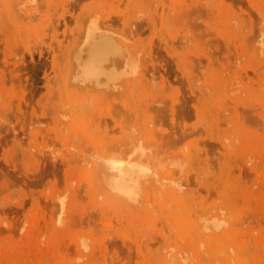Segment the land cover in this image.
Wrapping results in <instances>:
<instances>
[{
  "label": "rangeland",
  "instance_id": "obj_1",
  "mask_svg": "<svg viewBox=\"0 0 264 264\" xmlns=\"http://www.w3.org/2000/svg\"><path fill=\"white\" fill-rule=\"evenodd\" d=\"M9 1L0 0V264H86V262L87 264H162L159 257L157 260L154 259V253H158L163 244L178 247L179 244H185L192 238L195 239L196 246L203 241L205 244L203 246L206 248V238L195 232L197 228L193 226L194 222H189L186 212L189 210L195 212L196 208L197 210L212 209L214 206L212 210L215 212L217 210V214L220 212L217 217L219 216L222 221L226 220L225 232L217 236L214 249L210 246V252L206 254L204 250L198 259L185 264H264V117H262L264 116V57H262L264 51H261L264 50V43L261 44L259 53L256 51L258 55L262 52L258 58L257 53L255 54L250 48L251 43H247L250 41L245 39L247 37L245 35L248 34L249 37L251 33L249 39L255 37L258 34V27L264 25L262 21L256 20V18L261 20L264 16V0H217V2L210 0L212 3L210 5H207L209 0H36L35 2L21 0L17 6L14 5L15 8L9 6V3L13 4L12 0ZM201 3H204L203 7ZM33 4L38 9V12H34L37 13L33 14L34 16H24L28 14L17 9L18 6L23 5L22 7L25 8L26 5L29 7ZM213 5L217 8L213 9ZM192 7L197 10L206 8V10L203 12L201 10L199 13L194 10L198 15L194 11V14L191 13L192 11L187 13ZM83 10H95L100 19L108 17V20H104L108 21L113 30L117 29L114 30L116 33L124 28L119 33L126 38L128 44L136 51L141 53L145 51L144 55H147V58H144L143 53H139L145 60L141 59L143 61L148 59L147 64L156 65L157 71L145 73L143 81L138 82L139 85L134 87L133 93L137 102L141 100L139 108L141 107L140 111L143 110V113L141 112L143 117L151 115V119L157 123L167 116L166 112L169 115L168 118H163L161 121L163 123L160 125L159 122L155 124L156 126L151 124L154 125L152 126L154 130L157 131L161 128V124L162 126L164 124L163 131L165 128L166 131H172L174 124L170 122L173 120L178 122L175 123L176 125L181 122L195 128L203 123L201 129L198 127L199 130L197 128V131L195 129L194 132L192 131L193 135L191 133L189 136L182 135L184 137L180 142L177 140V146L194 149L197 152L199 148L204 147L201 145L202 141L211 139L208 142L218 143V146L214 144L215 147L209 149L207 155L202 154L201 159L199 158V161L208 163L202 162L203 168H201L204 172L201 176L204 177L205 183L197 187L199 184L194 185L191 183L193 179L190 180V186L184 188L182 197L178 200L175 198L173 202L178 206L176 211L163 213L161 208L155 205L151 210L147 209L134 215L123 214L118 208L116 211L119 212L113 211L115 207L111 210L107 203L102 207L96 204L95 209L92 207L95 203L94 195L88 191L84 180L90 164L88 166L87 163L86 166V161L81 159L83 156L81 154H85L82 149L83 142L95 132L91 125L100 126V118L106 115L112 100L109 98L108 100L111 101L109 102L104 100L107 96L94 93L90 96L89 93H72L69 86L67 89L63 82L66 58L63 56L62 59V54L67 49L66 55L73 44L72 34L78 27V17ZM14 11H18L17 14ZM138 12L142 14L140 13L141 17L138 16L140 18L136 19ZM203 13H207V17L203 16ZM21 15L25 17L24 20ZM199 15L200 17H196ZM56 16L60 19L57 20ZM236 18L239 24L234 23ZM122 19L128 23H123ZM254 20L260 24L255 23ZM235 24L237 26H233ZM243 24H246L245 29ZM230 27L233 28L231 31ZM128 28L130 30L127 31ZM70 35L73 37L71 41ZM243 40L247 41L246 45ZM67 42H71V46ZM258 67L261 68L256 69ZM188 78L194 81L196 88H193L195 91L197 89L194 93L198 92L197 94L201 95L200 101L197 102L199 104L195 108L186 104L183 99L185 96H190L188 91L192 85H189ZM198 87L200 91L205 90L206 96L199 92ZM146 88L153 91L149 92ZM157 93L160 94L158 99L160 96L162 99L166 98L165 100L168 98L167 109L175 102L172 104L175 107L174 118L170 117V110L166 108L163 110L164 116L162 112L159 113L162 109L158 111V108V113L152 109L155 113L153 118L150 108L144 110L145 102L155 104L153 101L157 100ZM83 98H87L90 104L88 111L74 113L72 117L68 111L69 105ZM252 105L255 107L253 108ZM205 109L207 117L203 113ZM56 111L58 113L54 116ZM59 112L70 117L65 116V120L63 114L60 115ZM93 112L96 117L98 116L97 121L94 120ZM156 113L162 114V118ZM200 114L204 115L200 116ZM88 116L91 118L93 116L94 118L90 119L95 123L91 122ZM61 117L65 120L63 123L68 124H66L67 130H61L60 125H57V123L62 124ZM107 121L101 123L99 129H105L100 132L97 129L98 133H95L97 136L102 134L107 137L115 136L116 132H109L111 129L109 127L117 123L113 120L111 122V119H109L110 124ZM107 124L110 126L107 127ZM202 128L210 136L201 132ZM162 129L159 132H163ZM213 131L214 133L218 131L219 134L215 136L213 133L216 141L210 138ZM200 133L203 139L200 138ZM217 136L220 141L223 140L222 145L217 140ZM78 138L83 140H81L83 145L78 143ZM225 141L228 147L224 144ZM78 145L82 147L79 149ZM248 156L251 161L247 160L250 159ZM75 158L76 160L78 158V162ZM82 184H85L86 188ZM205 184L207 188H202ZM80 185L84 187L81 192H79ZM73 189L79 192L78 195ZM72 192L76 198L78 196L74 202L68 200L69 196L73 197ZM51 193L55 195L56 200L64 194L65 207L58 209L60 206L55 203L53 204L57 210L54 209V205L49 207L51 203L47 201ZM104 207L107 211L102 210ZM63 209L65 212L62 211ZM85 209L87 211L92 209L98 214L96 212V215L93 214L94 211L91 210L87 213H92L93 216L88 217L89 214L86 215ZM56 211L61 215L59 216ZM56 217L64 219L62 225L56 223L58 229L54 224ZM190 218L193 219V215ZM81 234H87L92 238H88L92 244L91 250L80 252L76 248L75 239ZM157 242H160V245ZM209 245L213 244L209 242ZM225 247L228 252L230 251L229 253ZM189 250L192 251L187 248V254H192Z\"/></svg>",
  "mask_w": 264,
  "mask_h": 264
},
{
  "label": "bare ground",
  "instance_id": "obj_2",
  "mask_svg": "<svg viewBox=\"0 0 264 264\" xmlns=\"http://www.w3.org/2000/svg\"><path fill=\"white\" fill-rule=\"evenodd\" d=\"M20 1L21 0H12L13 4L9 3V6H11V7H14V5L17 6ZM28 1L35 2L36 0H27V2ZM205 1H207V0H205ZM213 1L217 2V0H213ZM250 1H252V0H250ZM9 2H11V0ZM196 2H198V1H196ZM200 2H203V1H200ZM196 4L199 5V3H196ZM203 4L201 3L200 5L203 7ZM210 4H212V3H210V0H209L207 5H210ZM216 4L217 3H215V5ZM174 6H177V5H174ZM21 7L18 6L17 9L18 10L21 9V10H23L24 13L28 14V15H24V16H29L30 17L33 14H37V13H34L35 11L38 12V9H37V7L34 4H33V6L29 5V7L26 5L25 8L24 7L21 8ZM204 7H205V5H204ZM14 8H13V10H14ZM193 8L194 7H192L191 9H193ZM210 8H212V7H210ZM214 8H217V6L214 7V5H213V9ZM164 9H166V7ZM191 9L187 10V13L188 12L190 13L191 11H192L191 13H193L194 10H197L195 8L193 10H191ZM13 10H11V11H13ZM31 10H33V12H31ZM204 10H206V8L205 9L200 8V10H197V12L198 13L200 11L203 12ZM215 10H217V9H215ZM14 12L16 13L18 11H14ZM102 13L105 14L104 12H102ZM140 13L141 12H138L139 15H137L136 19H139L141 17ZM258 13H259V11H258ZM162 14H164V13H162ZM206 14L207 13H205L203 16H205ZM167 15H168V13H167ZM182 15H184V13ZM185 15H187V14H185ZM259 15H260V13H259ZM24 16L21 15V17H23L22 18L23 20L25 18ZM138 16H140V17H138ZM175 16H177V15H175ZM21 17H19V18H21ZM29 17H27V18H29ZM38 17H39V15H37V18ZM168 17H169V15H168ZM177 17L180 18V16H177ZM185 17H187V16H185ZM196 17H200V15L196 16ZM206 17H207V15H206ZM56 18H57V16H56ZM133 18H135L134 15H133ZM58 19H60V18H57V20ZM104 19L108 20V17H106ZM104 19H100V16H98V13L95 12V10H83L81 15L78 17L79 24L77 23L78 27L75 26V27H77L76 31L75 32L73 31V34L71 33L74 38L72 37V35H70L71 39L69 38L70 41L73 38L72 46H71V42L70 43L67 42V44L69 46H71V48L68 49V52H66V55H65V51L67 49L65 50V48H64L63 49V50H65L64 52L62 50V52L64 53V54H62V57L65 56V58H66V61H64V62H66V64H65L66 65V71L63 73L64 76L62 77L63 78V82L66 85V87L69 86V89L71 90L72 93H79V94L89 93V96H90V94L92 95L94 93V94H97V95L107 96V98L105 97L104 100H108L110 98L112 100V103H109V102H111V101H109L110 99L108 100L110 109H109V106L107 105L108 103L105 104V105L108 106L109 110L108 111L106 110L107 111L106 115L102 114V116L104 115V117L100 116L101 117V118L99 117L100 121L99 120L98 121H99L100 126H102L101 125L102 122L106 123L107 120H108L107 122H109V124H110L109 119H111V122L115 121L117 123V125H115V124L113 125L114 128L112 126V123H111L112 127H109L110 125L107 124L108 125L107 127L111 128L109 130V132L110 131L116 132L115 136L112 135L110 137V135H109V137H107L104 134H102L101 136H97L95 133H98L97 129H99L100 126L97 125L98 124V122H97V124H96L97 126L93 127L91 125V122H94V121H92L91 119H93L95 117L94 120H96L98 116L96 117L94 112H93V114L95 115V116L93 115L94 117L92 116V118H91L90 117L91 116L90 113H89L90 116H88L89 119L91 118L90 119L91 122H89V123H90L91 128L93 129V131H95L94 132L95 135L92 134V136L88 140L83 142L84 143V147L82 149L84 150L85 154H81V153L80 154L83 155V156H81L82 157L81 159L86 161V166H87V163H88V166L90 164V167L87 170V173H85V179L84 180L87 183L88 191L92 195H94V202L95 203L92 205V207L95 209L94 206L96 204H98L99 206L101 205L100 207H102V205L107 203L108 207L110 206L109 208H111V210H112V207H115L114 208L115 210H113V211H116V208H118L119 211L122 212L123 214L124 213H133L134 215H138V214H140L141 212H143L144 210H147V209L151 210V209L155 208L154 207L155 205H158L161 208V211L163 213L164 212L165 213L172 212V210L176 211L175 209L178 206H176V204H173V202L176 199L178 200V199H180L182 197V192L184 191L185 187H188V185L190 184V180L193 179L195 181V182H192L193 180L191 181V183H194V185H195V183L200 185V186L198 185L197 187H201L202 183H205L204 177L201 176L202 174H204L203 169H201V168H203L202 167L203 166L202 162H204V161H202V162L199 161V158H200V155H202V154L207 155V153L209 152V149L211 148V150H212L215 147L214 146L215 143L208 142V141H211V139L210 140H206V141H202L201 145H204V147L203 148L201 147V149L199 148V151H197L198 153L194 149H185V148H180L181 146H179V147L177 146L178 142H180L183 139V137H184L182 135H187L188 134V136H189V133H191L193 135L192 131L194 129L197 131V128L199 127V126L197 127V123L200 124V122H197L198 120H196V122H197L196 123V127L197 128H195L193 126L190 127L189 125L181 124V122H179V124L176 125L178 122H173L174 121L173 120L172 122H170V123L174 124V125H172V129H173L172 131H166V128L163 131L162 127H165L164 124H163V126L161 124V126H160L161 128L158 126L160 129L157 128L158 129L157 131H156V129L155 130L153 129L152 126L157 124L159 121L157 123H154L155 121L153 119H151V115H148V117H143L141 115V112L143 113V110L140 111L141 107L139 108V106L141 104L140 103L141 100H138V102H137L135 100V98H134V94L133 93H134V87L139 85L138 82L139 81L140 82L143 81L142 79H143L145 73L147 74V72H149V74H150L153 71H157L156 65L155 64H154L155 66L152 65L153 63L151 65L147 64L148 59H146V61L142 60L144 58H147L146 57L147 55H144L145 51L142 52L143 56H144V58H143L139 54V53H141L140 51H138V50L136 51V49L134 50L128 44V42L126 41V38H123V36L119 33V32H122L124 28L123 29L121 28L122 30L121 31L118 30V33H116L115 31H117V29L116 30L114 29L115 30L114 31L113 28H111L112 26H110L107 23L108 21H106ZM130 19H132V18H130ZM157 19H158V17H157ZM157 19H156V21H157ZM176 19H178V18H176ZM229 19L231 20V18H229ZM232 19H234V18H232ZM259 19L256 18V20H258L259 22L262 21V23H264V16L261 17V20H259ZM30 20H31V18H30ZM31 21H33V20H31ZM237 21L239 22V20L237 18H236L235 22L232 20V22H234V23H238ZM258 21L254 20L255 23L257 22V24H260V23H258ZM122 22L123 23H125V22L128 23V21L124 22L123 19H122ZM251 22L254 24L253 21H251ZM54 23H55V21H54ZM137 23H134V24H137ZM158 23H159V21H158ZM165 23H166V21H165ZM253 24H251V25H253ZM243 25H244V29H245V27H246L245 25L246 24H243ZM123 26H125V25H123ZM233 26H237V25L235 24ZM233 26H231V27H233ZM132 27H133V25H132ZM223 27H225V26H223ZM231 27L229 29L230 31H231V29L234 28V27L233 28H231ZM247 27H248V25H247ZM251 29H253V28H251ZM128 30H130V28H128L127 31ZM242 30H243V28H241V31ZM251 31H254V30H251ZM237 32L238 31H236V33ZM248 32H246V33H248ZM255 32L256 31H254V33ZM132 33H133V31H132ZM249 33H251V32H249ZM238 34H239V32H238ZM130 35H132V34H130ZM244 35H243V37H244ZM250 36H252V33L249 34V37ZM245 37H246L245 39H247V41H250V42H247V41L246 42L247 43H251L250 44V48L253 51H255L254 53L256 54L258 52V50H260L261 44L264 43V25L258 27V34L255 37L249 39L248 34L245 35ZM243 42L245 43V45L247 44L244 40H243ZM64 43H65V41H64ZM63 47H64V45H63ZM60 48L61 47H59V49ZM250 48L247 47V50L250 49ZM245 51H246V49H245ZM248 51L251 52V50H248ZM261 51H264V50H261ZM258 53L256 55L259 58L261 56L260 54L262 52L259 54L260 56L258 55ZM262 57H264V56H262ZM62 59H64V57ZM64 62H63V64H64ZM256 64H258V61L256 62ZM185 66H187V65H185ZM260 68L258 67L256 69H260ZM258 74H260V73H258ZM192 76H194L193 73H192ZM147 77H148V75H147ZM184 77H185V75H184ZM190 78H188L189 79V80H187L188 82L190 81ZM184 79H186V77ZM189 85H192L191 89L188 91L190 93V96H188L189 94H187L188 97L185 96L183 99H184V102L186 104H188L189 106L195 108V106L197 104H199L197 102L200 99L199 97L201 95L199 96L198 92H197L198 94L194 93V92L197 91V89L195 91L194 88H196V87H195V84H194L193 80H191L189 82ZM226 86H228V85H226ZM229 86H231V85H229ZM205 87H207V86L205 85ZM149 88L148 89L146 88L149 92L153 91V90L150 91ZM199 88L200 87H198V90H199ZM67 89H68V87H67ZM142 90L144 91V89H142ZM232 90L234 92V89L231 88V91ZM204 91L205 90H202V91L199 90V92H201V94L206 96ZM226 91H227V87H226ZM228 91H230V89ZM139 93H141V92H139ZM207 94H209V93H207ZM142 95H143V93H142ZM142 95H140V96H142ZM159 95L160 94H158L157 96L155 95L156 99H157V100L153 101L155 104H153V103L151 104L150 102L147 101L148 103L153 105L152 108H151L150 104L148 105L147 102H145L146 104H145V109L144 110L147 111L150 108V110H151L150 113L152 114V118H153V113L155 111L158 113V111H160L162 109V111H160L159 113L162 112L163 116L166 114L167 116H165L163 118H166V117L168 118L169 115L167 114V112L165 114H164L165 111L163 112V110L166 108V106H168V104L166 102L168 100V98H167V100H165L166 96L164 97L165 99H162V97L160 96V99H161L160 100V99H158ZM163 96H164V94H163ZM99 97L101 98V96H99ZM88 98H89L88 101L90 102V97H88ZM150 99H148V100H150ZM164 100H165L167 105L165 104V102H163ZM88 101H87V98H83V99H80V100L76 101L75 103H71L69 105V108H68V111L70 112V115H72V117H73L74 113L79 114V113H84V112L88 111V109L90 107L89 106L90 104H89ZM184 102L182 100V103H184ZM168 103H170V102H168ZM174 103H172V104H174ZM142 104H144V103L142 102ZM172 104L169 105L170 108L168 107V109L167 108L166 109L170 110V113L169 112L168 113L170 114V117L173 116V118H174L175 113H173V111H174L175 107H173ZM95 107H96V105H95ZM95 107H94V109H95ZM198 107H199V105H198ZM254 107L255 106H253V108ZM158 108H159V110L157 111ZM152 109H154L153 110L154 112L152 111ZM215 109H219V108H215ZM225 109L227 110V108H225ZM219 110H218V112H219ZM222 110L223 109H221V111ZM146 111L144 112V114L146 113ZM249 111L250 112L252 111L251 108H250ZM56 113H58V112L56 111L54 113V116L57 115ZM66 113L68 114V112H66ZM157 113H156V115H157ZM203 113L204 114L206 113V109H205V112H203ZM59 114H60V112H59ZM62 114H60V115H62L64 117L67 116L66 114L64 115V113H62ZM204 114H200V116L201 115L203 116ZM60 115L58 117L59 120H60ZM159 115H161V117H159V118H162V114H158L157 116H159ZM205 116H206V114H205ZM262 117H264V116H262ZM163 118L161 119V121L163 120ZM199 118H201V117H199ZM213 118H214V116H213ZM62 119H63V121H62ZM260 119H262V118H260ZM65 120H66V117H65ZM65 120H64V118L61 117L60 123H62L64 127L61 126L62 124H58L57 123L58 126L60 125V129L61 130H63V129L67 130V128H68V126H66L67 122H65L66 124L63 123ZM208 120H209L210 124H212L211 120L210 119H208ZM208 120H206L207 124H208ZM161 121L159 122L158 125H160V123H163ZM214 121H215V119H214ZM151 124H154V125H151ZM201 124L202 125L200 127L203 126V123H201ZM208 126H210V125L208 124ZM199 128H198V130H199ZM103 129H105V128H103ZM103 129H99V132L101 130H103ZM161 129H162L163 132H159V130H161ZM204 129H205V127H204ZM202 130H203V128H202ZM93 131H92V133H93ZM207 131H208V129H207ZM109 132L107 131V133H109ZM114 132H112V133H114ZM201 132H204L206 135H208L205 130H203ZM195 133H197V132H195ZM198 133H199V131H198ZM204 133H203V135H205ZM213 133H214V131L212 132V134H211L212 136L210 138H212V140L216 141L215 136L218 134V131L214 133V135L216 134L215 136H213ZM72 135H74V134L72 133ZM84 135L86 136V134H84ZM194 135H196V134H194ZM199 135H200V138H201V133ZM179 136H181L180 139H179ZM208 136H210V135H208ZM218 136H219V134H218ZM204 138L207 139L208 137H204ZM84 139H85V137H84ZM201 139H203V138H201ZM201 139H200V141H201ZM78 140L80 141V142L78 141V143H80V145H81L82 144L81 143L82 139L80 140L78 138ZM177 140H179V141L177 142ZM217 140L219 141L220 145L223 144V142H222L223 140L220 141L219 137H218ZM199 142H198V144L200 145ZM227 143H228V141H227ZM224 144H226V141L224 142ZM233 144L234 143L232 142V145ZM215 145L218 146V143L215 144ZM226 146H227V144H226ZM81 147L82 146H79V149ZM200 150L202 152H200ZM80 151L82 153H84L82 150H80ZM246 156H244V157H246ZM248 158H250V157L248 156ZM247 160L251 161L252 159L250 158V159H247ZM75 161L78 162V158H77V160L75 158ZM206 161H207V159H206ZM204 163L208 164L206 162H204ZM79 164L81 165L80 162H79ZM83 165H85V164L83 163ZM208 166L209 165H207V167ZM208 169H210V168L208 167ZM209 176H210V174H209ZM84 180H83V182H84ZM206 184H205V186H202V188H207V185L209 184V182H208L207 185ZM82 185H84V187L86 186L85 184H82ZM82 185H80L81 187L79 188V190H80L79 192H81V190L84 188ZM210 185H211V183H210ZM77 191H78V189H77ZM84 191H85V189H84ZM73 192L77 193V195L79 193V192H75V189H73ZM73 192H72L73 197L71 196L72 197L71 198L69 196L68 200H71V201L74 202L76 199H78V196L76 198V195H74ZM55 194H58V193H55ZM63 195L60 196V197H57V200H58V202H57V200L55 199L56 197H54L55 195L51 193L50 197L48 196L49 197L48 198L49 201H47V202L51 203L50 205L48 204L49 207L51 205H54L53 207H54V209L56 208V210H57V207L55 206V204L56 205L59 204L60 208H58V209H62L63 207H65V205H64V201L65 200L63 199ZM72 199H74V200H72ZM200 202H201V200H200ZM53 203H55V204H53ZM196 207H198V206H196ZM199 207H200V205H199ZM88 208H89V206H88ZM192 208H193V206H192ZM208 208H210V206ZM214 208H215V206L212 209H214ZM87 209H85V210H86V215L89 214L88 217L91 216L92 213L94 214L96 212V211L91 209L94 212H92L90 214V213H87V212H90L91 210L87 211ZM103 209L105 211H107L106 207L102 208V210ZM199 209H198L199 210L198 211L197 208H196V210H194L195 212H191L190 210L188 212H186L187 215H188L187 219L189 220V222H194L193 226L195 225V227L197 228V230H195V232L199 236H204L206 238L205 239L206 248L203 246V244H204L203 241H202V243H199V245L196 246L195 239L191 238L189 240V242H187L185 244H179L178 247L175 246V245H172V244H168L167 246H165L163 244L162 247L163 246L164 247L163 248L160 247L161 249L158 247L160 249L159 252L158 253H154L155 254L154 255V257H155L154 259L157 260V259L160 258L161 259V263L162 262L163 263L167 262L169 264H173V263H175V264H185V262L186 263L187 262L192 263L193 260H196V259H198L200 257V254L204 253L203 252L204 250H205L206 254L208 252H210V250H211V249H209L210 246H212L213 249H214V244H215V241L217 240V236H219L221 233L225 232L224 224H227V223H225L226 220H223L224 221L223 222L222 220H220L221 218L219 216L217 217V215L220 213L219 212L217 214L216 213L217 210L215 212L211 208L210 209L206 208L207 210L206 209L204 210V208H203V210H202V208H199ZM62 211H64V209ZM119 211L117 210L116 212H119ZM56 212L59 215V212L58 211H56ZM83 212L85 213V211H83ZM96 213H95V215H96ZM191 213H193V214H191ZM60 215H61V213H60ZM192 215H193V219L190 218ZM224 216H225V214H224ZM63 217H56V221H55L54 224L56 225V223H57V225H60L61 223H63V220H64ZM218 219L221 222L218 221ZM228 219H229V217H228ZM57 225H56V229H58V227H59V226L57 227ZM143 230H140V231L143 232ZM132 233H130V234H132ZM144 234H142V235H144ZM120 236H121V233H120ZM144 236H146V235H144ZM147 237H148V235L146 236V238ZM152 237H154V234H153ZM88 238H91V237L89 235H87V234H81L78 238L75 239V246L80 252H82L84 250L87 251V250H91L92 249V244H91L90 241H88ZM120 238H123V237H120ZM117 239H118V237H117ZM140 239H142V238H140ZM143 239H145V238H143ZM159 239L160 238H158V240ZM130 242L131 241H129V243ZM137 242H136V245H137ZM148 242H146V243H148ZM160 242H157V243L160 245ZM209 242L211 244H213V245H209ZM157 243H156V246H157ZM130 244L132 245V242ZM133 244H135V243L133 242ZM144 244H145V242H144ZM138 245H140V243ZM151 245H152V242H151ZM151 245H148V246H151ZM217 247H218V245H217ZM187 248L192 249V251L189 250V251L192 252V254H187V252H186ZM230 248H231V245H230ZM225 250L227 251L226 247H225ZM95 254H96V252H95ZM95 254H93V255H95ZM79 255L81 256V253H79ZM223 255L225 256V254H223ZM80 260H82V259H80ZM203 260H204V258H203ZM92 262H94V261L92 260ZM231 262H233V261H230V263ZM70 264H73V263H70ZM86 264H87V262H86Z\"/></svg>",
  "mask_w": 264,
  "mask_h": 264
}]
</instances>
